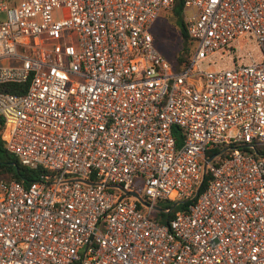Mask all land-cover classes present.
I'll list each match as a JSON object with an SVG mask.
<instances>
[{"label":"built area","instance_id":"obj_1","mask_svg":"<svg viewBox=\"0 0 264 264\" xmlns=\"http://www.w3.org/2000/svg\"><path fill=\"white\" fill-rule=\"evenodd\" d=\"M172 1L0 0V139L40 170L0 178V264H264V0H182L179 69Z\"/></svg>","mask_w":264,"mask_h":264},{"label":"trees","instance_id":"obj_2","mask_svg":"<svg viewBox=\"0 0 264 264\" xmlns=\"http://www.w3.org/2000/svg\"><path fill=\"white\" fill-rule=\"evenodd\" d=\"M166 19L169 24H173L180 35V43L173 51L172 61H169L172 69H179L183 63H185L189 57L191 56L194 48L195 41L188 37L182 21V0H173L172 5L169 9H165ZM152 36V35H151ZM25 85L19 83H1L0 91L2 92H10V93H20L24 90ZM2 127V119L0 118V130ZM173 135L175 137L176 144L180 142V136L176 131V128H172ZM255 152L258 154H264V145H257L254 148ZM219 151L217 149L209 150L208 153ZM227 154L226 151L221 153V156H225ZM40 173L39 169H32L25 165H22L16 155L6 150L3 141L0 139V178L1 179H14L17 181H22L23 183H28L36 178ZM206 179V174H203V179L199 186V191L204 186V182ZM171 205H167L169 208ZM172 216V212L169 211L166 214L159 213L160 218H168Z\"/></svg>","mask_w":264,"mask_h":264},{"label":"rangeland","instance_id":"obj_3","mask_svg":"<svg viewBox=\"0 0 264 264\" xmlns=\"http://www.w3.org/2000/svg\"><path fill=\"white\" fill-rule=\"evenodd\" d=\"M8 4H15L18 0H5ZM166 10H161L157 15L154 22L149 28V32L152 35V41L154 48L169 62L172 61L173 51L177 49L180 43V35L177 28L173 24H169L166 19ZM170 63V62H169ZM172 205L166 201L157 200L154 207L164 209L167 205ZM179 210V206H175L171 209V212ZM153 216H158V212L153 210Z\"/></svg>","mask_w":264,"mask_h":264},{"label":"water","instance_id":"obj_4","mask_svg":"<svg viewBox=\"0 0 264 264\" xmlns=\"http://www.w3.org/2000/svg\"><path fill=\"white\" fill-rule=\"evenodd\" d=\"M175 204H172V206L170 208H172Z\"/></svg>","mask_w":264,"mask_h":264}]
</instances>
